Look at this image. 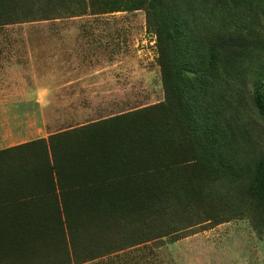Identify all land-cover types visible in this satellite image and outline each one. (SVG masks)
Instances as JSON below:
<instances>
[{
  "label": "rangeland",
  "instance_id": "1",
  "mask_svg": "<svg viewBox=\"0 0 264 264\" xmlns=\"http://www.w3.org/2000/svg\"><path fill=\"white\" fill-rule=\"evenodd\" d=\"M258 168L264 0H0V264H264Z\"/></svg>",
  "mask_w": 264,
  "mask_h": 264
},
{
  "label": "trees",
  "instance_id": "2",
  "mask_svg": "<svg viewBox=\"0 0 264 264\" xmlns=\"http://www.w3.org/2000/svg\"><path fill=\"white\" fill-rule=\"evenodd\" d=\"M166 37L168 39H171L170 42H173L174 43V37H171V35L167 34ZM175 40H178V39H175ZM209 67L213 68L214 66V58L212 55H210L209 57ZM198 74H202L201 72H198ZM206 76L203 74L202 77H198L194 82L197 83L198 85H200V81L202 79H205ZM193 122L196 124L199 122L198 118H194ZM197 131H200L202 132L203 134V137H195V139H197L198 137L200 138L199 139V142L200 144H203V142H205L206 144H216L219 146V143L217 141V139L213 136V134L210 135V133L213 131H209L208 128H205V126L203 125H197ZM208 134V135H207ZM204 139V140H203ZM144 141H142L143 143ZM114 144V147L113 148H110L114 151V148L117 149V150H121L118 148V142L115 141V143L113 142ZM151 142L149 141V143H145V148L139 152H136L138 150V146L137 145H133L132 148H137L136 150L135 149H128L127 152H130L132 156H139V157H143L150 149V146H151ZM110 147V146H108ZM140 149V148H139ZM50 150L52 152V157H53V160H52V163L53 165L52 166H49L48 165V161L47 159L45 161H43V167H46L48 168L49 166V170L51 171H55L56 175H57V170H56V160H55V148L52 146H50ZM147 155H145L146 157ZM149 157V156H148ZM138 158V157H137ZM150 160H153L154 159H150ZM219 167H223L222 166V162H221V157H219ZM165 169H168L170 168L169 165L167 164L166 166H164ZM151 171V170H150ZM88 174V177L86 179H81V183H72V181L68 180V183L66 186H63V184H61L60 182L57 184V189L54 191L50 190V191H47V192H50L48 194H55L56 193V196L58 198V202H57V205H56V208L58 209V211L61 212L64 214V220L61 221L63 222V226H67V222H69L70 218L68 216V213H67V210L69 209V204L66 203L64 197L66 196V194H74L75 192H90L93 187H103V185H106L105 183L107 182H103L104 180L107 181L105 179V177L103 178L102 177V173L99 174V175H96L95 173H87ZM119 179H122V178H133V172H129V173H125V174H120L118 176ZM61 178L58 177V180H60ZM108 181H111V179H108ZM103 182V183H102ZM72 183V184H71ZM243 193H245V195L249 198V199H253L258 207H259V212L260 213H264V171L263 169H256L255 170V175H254V179L250 180L248 182V184L243 187ZM46 192V193H47ZM45 193V192H44ZM164 210L167 209L166 207L163 208ZM103 213H106L108 214L109 216H113V217H110V218H113L112 219V222L111 223H114V224H111L112 228L113 229H116L117 227H120L123 223V218H118V217H115L114 214L112 213H109V212H103ZM115 217V218H114ZM123 220V221H122ZM91 220V223L95 224L98 222L96 221H93ZM12 237V236H11ZM31 238H33L32 235H29V234H26V233H19L18 235L12 237V239L15 240V242H20V246H23V247H30L31 245ZM48 238L54 240V237L52 236H48ZM87 241L85 243H88V242H91L90 240L91 237L87 236ZM56 241L57 243L59 244H63V246L67 249H71L72 247H74V244H75V232L71 231L70 229L65 230L61 235L60 237L58 236L56 238ZM115 244H119V243H115ZM114 245V244H112ZM111 245V246H112ZM28 250H22V251H19V252H25L27 253Z\"/></svg>",
  "mask_w": 264,
  "mask_h": 264
}]
</instances>
